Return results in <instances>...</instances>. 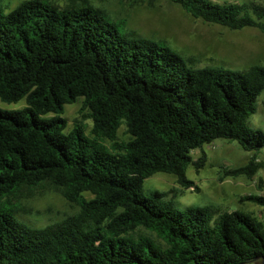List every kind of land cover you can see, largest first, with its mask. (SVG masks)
Here are the masks:
<instances>
[{"label":"trees","instance_id":"trees-1","mask_svg":"<svg viewBox=\"0 0 264 264\" xmlns=\"http://www.w3.org/2000/svg\"><path fill=\"white\" fill-rule=\"evenodd\" d=\"M194 16L264 33V6L173 0ZM0 0V264H245L264 259V220L246 209H184L169 191H144L156 173L199 189L188 169L208 162L218 138L264 150L248 123L264 90V65L196 67L164 40L120 30L87 0L60 6ZM82 100L68 129L65 106ZM86 111V112H84ZM93 121L88 132L83 120ZM125 125L128 139L119 137ZM109 141L110 144H106ZM202 150L195 157L194 151ZM256 157L221 179L253 177ZM50 185L76 212L45 226L20 220L24 188ZM264 206V196L242 197Z\"/></svg>","mask_w":264,"mask_h":264},{"label":"rangeland","instance_id":"rangeland-1","mask_svg":"<svg viewBox=\"0 0 264 264\" xmlns=\"http://www.w3.org/2000/svg\"><path fill=\"white\" fill-rule=\"evenodd\" d=\"M22 0H4L7 10ZM60 6H70L75 0H53ZM83 3L86 0H77ZM218 3H252L264 6V0H213ZM89 4L103 9L113 22H122L120 30L134 36H143L153 40H164L178 51L190 64L196 67L216 66L232 70H246L253 65H264V33L255 27L230 29L195 18L173 0H87ZM26 105L23 98L17 103H5L0 100V108L18 109ZM82 100L67 104L63 116L71 129L77 119H82L80 109ZM86 112V111H84ZM89 132L93 121L83 120ZM252 128L264 131V90L258 98L257 111L248 118ZM121 139H128L126 126L119 130ZM106 144H110L109 141ZM208 162L200 170L190 167L188 176L195 181L199 189L182 187L177 177L168 173H156L145 180L144 191L158 189L169 191L168 198L176 206L184 209L192 205H211L219 211L242 208L253 212L264 220V206L253 201L242 200L250 194L264 196V150L255 153L247 151L235 140L218 138L206 144ZM195 157L202 150H195ZM252 157L263 166L253 176H227L221 179L223 170L247 164ZM13 203L17 217L34 226H45L61 220L76 212L78 207L68 201L61 191L50 185L36 188H24ZM245 264H262L255 260Z\"/></svg>","mask_w":264,"mask_h":264},{"label":"water","instance_id":"water-1","mask_svg":"<svg viewBox=\"0 0 264 264\" xmlns=\"http://www.w3.org/2000/svg\"><path fill=\"white\" fill-rule=\"evenodd\" d=\"M262 264H264V259L262 260Z\"/></svg>","mask_w":264,"mask_h":264}]
</instances>
